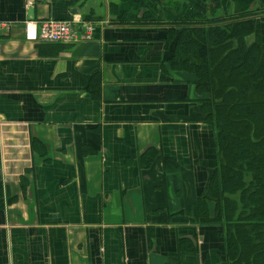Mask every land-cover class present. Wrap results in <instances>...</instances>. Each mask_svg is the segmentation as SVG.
Here are the masks:
<instances>
[{
	"label": "crops",
	"instance_id": "crops-1",
	"mask_svg": "<svg viewBox=\"0 0 264 264\" xmlns=\"http://www.w3.org/2000/svg\"><path fill=\"white\" fill-rule=\"evenodd\" d=\"M30 8L32 21L91 23L92 39L28 41ZM263 9L264 0H0V264H227L220 227L194 219L217 164L215 134L192 75L170 67L167 39L188 14Z\"/></svg>",
	"mask_w": 264,
	"mask_h": 264
},
{
	"label": "trees",
	"instance_id": "trees-1",
	"mask_svg": "<svg viewBox=\"0 0 264 264\" xmlns=\"http://www.w3.org/2000/svg\"><path fill=\"white\" fill-rule=\"evenodd\" d=\"M255 15L188 14L171 23L167 39L170 67L192 75L215 134L217 164L194 198V219L220 227L227 264H264V42H245Z\"/></svg>",
	"mask_w": 264,
	"mask_h": 264
},
{
	"label": "built area",
	"instance_id": "built-area-1",
	"mask_svg": "<svg viewBox=\"0 0 264 264\" xmlns=\"http://www.w3.org/2000/svg\"><path fill=\"white\" fill-rule=\"evenodd\" d=\"M79 30L74 29L71 22L45 20L25 21L23 23L24 37L28 41L48 44L72 45L92 39L93 25L79 23ZM7 25L0 23V31L6 30Z\"/></svg>",
	"mask_w": 264,
	"mask_h": 264
},
{
	"label": "rangeland",
	"instance_id": "rangeland-1",
	"mask_svg": "<svg viewBox=\"0 0 264 264\" xmlns=\"http://www.w3.org/2000/svg\"><path fill=\"white\" fill-rule=\"evenodd\" d=\"M263 10H264V9H263ZM248 12H249V11H248ZM250 12L255 13V14H256V15H255L256 18H258V17L261 18V15L264 14V11H263V12H258V13H257V12H255L254 10H250ZM236 15H238V14H236ZM253 15H254V14H253ZM231 16H235V15H234V14H230V15L226 14V16H224L223 14H221V17H231ZM201 17H206V16H201ZM211 17H215V16H213V15L207 16V18H211ZM262 34H264V31H261V33H260V30L256 27L254 33L251 34V35H249V36H247V37L245 38V42H246V44H250L251 41H254V39H255V41H256V38H257L258 36L262 35Z\"/></svg>",
	"mask_w": 264,
	"mask_h": 264
},
{
	"label": "water",
	"instance_id": "water-1",
	"mask_svg": "<svg viewBox=\"0 0 264 264\" xmlns=\"http://www.w3.org/2000/svg\"><path fill=\"white\" fill-rule=\"evenodd\" d=\"M27 1V3H29V4H34V3H39V4H41V3H43V1L44 0H26ZM28 13H27V19L26 20H28V21H31V20H33L34 19V14H33V9L32 8H30L28 11H27Z\"/></svg>",
	"mask_w": 264,
	"mask_h": 264
},
{
	"label": "flooded vegetation",
	"instance_id": "flooded-vegetation-1",
	"mask_svg": "<svg viewBox=\"0 0 264 264\" xmlns=\"http://www.w3.org/2000/svg\"><path fill=\"white\" fill-rule=\"evenodd\" d=\"M45 2L50 3V0H44L43 3H45ZM261 19H262V18H261ZM263 21H264V20H263Z\"/></svg>",
	"mask_w": 264,
	"mask_h": 264
}]
</instances>
